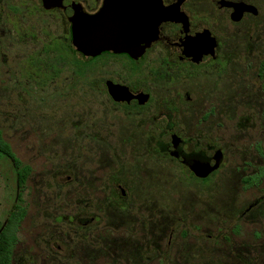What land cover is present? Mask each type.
<instances>
[{
    "label": "rangeland",
    "instance_id": "374dc122",
    "mask_svg": "<svg viewBox=\"0 0 264 264\" xmlns=\"http://www.w3.org/2000/svg\"><path fill=\"white\" fill-rule=\"evenodd\" d=\"M244 1L259 15L231 24L212 21L211 0H193L219 61L170 81L162 45L138 69L119 57L87 66L63 14L0 0V131L30 168L20 187L0 157V224L26 208L10 264H264V177L245 182L264 166V0ZM108 80L153 99L118 106ZM167 115L189 149L223 152L207 182L159 152Z\"/></svg>",
    "mask_w": 264,
    "mask_h": 264
},
{
    "label": "water",
    "instance_id": "95a60500",
    "mask_svg": "<svg viewBox=\"0 0 264 264\" xmlns=\"http://www.w3.org/2000/svg\"><path fill=\"white\" fill-rule=\"evenodd\" d=\"M44 8L64 10L72 25V47L83 58H94L103 52L127 54L137 60L143 56L157 39L159 26L164 21L186 23L179 16L177 7H164L161 0H106L105 6L96 14L90 15L83 11L81 5L72 0H42ZM222 6L234 8V20L240 21L246 12L258 14L253 5L222 1ZM186 55L202 60L205 56H214L216 45L210 40V32L200 30L188 39ZM109 92L116 101L140 99L128 90L107 82ZM126 89V88H125ZM147 94V93H146ZM143 94V95H146ZM142 95V96H143ZM145 100H148L145 97ZM162 151L176 156L183 164H188L191 172L199 179L205 180L219 170L223 155L217 153L215 158H206L203 154L186 156L180 149L169 148L160 144Z\"/></svg>",
    "mask_w": 264,
    "mask_h": 264
},
{
    "label": "flooded vegetation",
    "instance_id": "af4514ba",
    "mask_svg": "<svg viewBox=\"0 0 264 264\" xmlns=\"http://www.w3.org/2000/svg\"><path fill=\"white\" fill-rule=\"evenodd\" d=\"M40 4V8L42 11L45 12H60L63 14L65 19L67 20L69 24V43H67L73 52L77 53L74 48L72 47V25L69 22L64 10L56 8V9H45L42 0H38ZM76 4L81 5L83 8V11L87 14L93 15L102 10V8L106 4V0H72ZM141 0H135V2H140ZM222 1H227V2H235V3H245L248 5H253L251 3H248L244 0H211L210 5L212 6V16L211 19L213 22H217L220 19L225 20L227 23L231 24H239L242 21H244L246 18L250 16H255L257 17L259 15V10L258 14L254 15L250 12H246L242 19L240 21H235L233 16H234V8L232 7H226L222 6L220 3ZM162 4L164 7H172L175 6V8L178 6L177 4L180 3L178 6V12L179 16L177 18L182 17L183 20H185L186 23L183 22H178V21H164L163 23L160 24L159 26V34H158V39L149 47L146 49V52L143 56H141L139 59L135 60L131 58L127 54H115L113 52H103L101 55L96 56L94 58H83L86 60L87 66H91L92 63L95 61L102 59V58H107V57H119L123 58L126 62L133 67V69H138L139 65L145 60V58L148 56L149 52L154 49L156 46L162 45L164 48L167 50V55L165 56L164 59V66H165V75L170 78V81L174 80L176 72L182 71V69H197L199 66L204 64L206 61H213V62H218L219 61V55H217V49L219 46V42L217 38L213 35V32L211 30V27L208 26L209 19L205 14L201 11V7L198 2H193V0H161ZM255 6V5H253ZM256 7V6H255ZM257 8V7H256ZM258 9V8H257ZM200 30L203 31H209L210 32V40L213 44L216 45V53L214 56H205L202 60H198L197 58L194 57H189L186 55L187 53V42L185 40H182L184 38L188 39L189 37L193 36L195 32H198ZM78 54V53H77ZM79 55V54H78ZM107 82H112L115 85L120 86L121 88L119 90H128L129 93L133 94L134 96H141L140 99H132L131 101L127 100H122V101H116L111 93L109 92V87L107 85ZM105 90L107 95L110 97L112 102L118 106L125 107V108H133V109H141L147 106L148 104L151 103L153 99V92L149 88H136L131 85H125L121 84L112 80H108L105 82ZM126 88V89H125ZM147 93V94H146ZM146 94V95H143ZM143 95V96H142ZM147 97L148 100H145ZM192 97L190 93L185 92L184 93V100L186 102L191 101ZM168 118V123L166 125V130L162 132L161 134L158 135V137H170L168 141H158L157 142V147L160 153H164L166 155H169L171 159L176 160L181 166L185 167L189 173L197 178L190 170L188 164H183L181 163L176 156H172L168 152H164L160 148V144H165L169 148H175V149H180L186 156H195L199 154H203L206 158H215L217 153H220L223 155V161H224V154L221 150H216L214 147H210L207 150H203L202 148H199V146H195L193 149H189V143L190 141L184 140L180 137L179 133L175 131V124H174V116L173 115H167ZM222 161V164H223ZM222 164L220 168L222 167ZM219 168V170H220ZM217 170V171H219ZM216 171V172H217ZM215 173V172H214ZM213 173V174H214ZM212 174V175H213ZM211 175V176H212ZM210 176V177H211ZM209 177V178H210ZM199 179V178H197ZM202 180V179H199ZM118 189L120 190V194L122 196L126 195L125 190L119 186ZM21 210L23 211V217L20 222H22L25 217H26V208L25 207H20ZM6 224V223H5ZM4 224V225H5ZM2 225V226H4ZM16 232V230H15ZM16 246V244H15ZM14 246V247H15ZM14 253V249H13ZM13 258V254H12ZM12 260V259H11ZM12 262V261H11Z\"/></svg>",
    "mask_w": 264,
    "mask_h": 264
},
{
    "label": "trees",
    "instance_id": "16d2710c",
    "mask_svg": "<svg viewBox=\"0 0 264 264\" xmlns=\"http://www.w3.org/2000/svg\"><path fill=\"white\" fill-rule=\"evenodd\" d=\"M68 48V47H64ZM72 50V49H71ZM80 68L84 65L82 62H78ZM262 69L264 72V61L262 64ZM6 156L7 158H10L14 161L16 168H17V174H18V183L19 186L22 187L26 183L29 174H30V168L29 167H23L21 165V162L18 158H16L15 154L13 153L10 145L4 140L3 134L0 131V157ZM262 177H264V166L260 168V172L257 175L255 179L247 178L245 182L247 184H255L257 183V180H260ZM209 178L205 180H201L204 182H207ZM23 211L19 207L17 211H14L10 214L6 224L2 226L0 224V264H10L13 254L14 246L17 242V235L15 232V229L17 225L20 223L22 217H23Z\"/></svg>",
    "mask_w": 264,
    "mask_h": 264
}]
</instances>
